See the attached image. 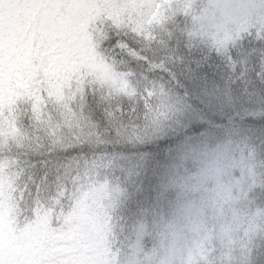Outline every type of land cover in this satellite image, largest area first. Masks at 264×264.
Returning a JSON list of instances; mask_svg holds the SVG:
<instances>
[{"label":"snow or ice","instance_id":"1","mask_svg":"<svg viewBox=\"0 0 264 264\" xmlns=\"http://www.w3.org/2000/svg\"><path fill=\"white\" fill-rule=\"evenodd\" d=\"M225 134L264 141V0H0V264H97L100 183L134 220L179 145Z\"/></svg>","mask_w":264,"mask_h":264},{"label":"clouds","instance_id":"2","mask_svg":"<svg viewBox=\"0 0 264 264\" xmlns=\"http://www.w3.org/2000/svg\"><path fill=\"white\" fill-rule=\"evenodd\" d=\"M192 143L195 150L179 161L183 181L169 185L178 198L168 216L147 230L133 225L121 264H234L238 231L264 241V202L256 204L253 191L264 194V162L255 148L245 146V154L222 138Z\"/></svg>","mask_w":264,"mask_h":264},{"label":"trees","instance_id":"3","mask_svg":"<svg viewBox=\"0 0 264 264\" xmlns=\"http://www.w3.org/2000/svg\"><path fill=\"white\" fill-rule=\"evenodd\" d=\"M140 4L158 5L160 0H134ZM195 2V0H193ZM207 3H213V0H205ZM234 142L240 147L253 146L256 150L258 161L264 162V145H261L259 141L247 140L241 135L237 134H225L217 137L209 138L212 140L220 139ZM208 140V139H205ZM196 145L192 141L184 142L179 145L168 162L164 166V171L160 175V199L162 204L158 205L154 209H150L145 213H142L136 219H130L125 215V205L119 194L114 191L117 185L113 184L109 179L102 181L98 189V198L92 202L87 214V222L90 230V238L93 241V246L96 249V261L97 264H121L122 256L124 252L123 242L126 237L130 236L132 227L135 224H139L141 231L147 230L153 227H158L169 214L172 204L178 198L175 192L170 191L169 185H175L181 183L184 179L182 172L183 169L179 165L180 158L188 151H194ZM245 154H247V148L245 147ZM239 175V172H235ZM147 173H141L140 182L144 184V196L141 207H151L152 200L149 199L151 193L156 191V184L146 182L145 177ZM114 178V176H110ZM257 193L255 196L256 204L264 202V194H260L258 188L253 190ZM135 196V193H132ZM250 196L252 193L249 194ZM137 201H133L136 204ZM139 208H137V213ZM16 218L12 214V211L6 206L0 208V228H13L15 226ZM113 229L115 231L113 232ZM237 239L235 241V247L232 250V257L234 264H240L241 256L243 253V246L245 244L254 242L249 241L244 235L243 231L237 232ZM110 241V243H109ZM264 252V249H262ZM261 253H257V258H260ZM261 264H264V260H261Z\"/></svg>","mask_w":264,"mask_h":264},{"label":"rangeland","instance_id":"4","mask_svg":"<svg viewBox=\"0 0 264 264\" xmlns=\"http://www.w3.org/2000/svg\"><path fill=\"white\" fill-rule=\"evenodd\" d=\"M230 142V141H229Z\"/></svg>","mask_w":264,"mask_h":264}]
</instances>
